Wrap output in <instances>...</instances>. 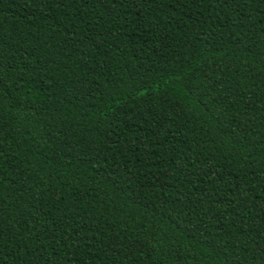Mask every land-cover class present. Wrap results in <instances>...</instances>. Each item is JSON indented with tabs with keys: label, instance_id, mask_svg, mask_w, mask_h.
I'll use <instances>...</instances> for the list:
<instances>
[{
	"label": "trees",
	"instance_id": "obj_1",
	"mask_svg": "<svg viewBox=\"0 0 264 264\" xmlns=\"http://www.w3.org/2000/svg\"><path fill=\"white\" fill-rule=\"evenodd\" d=\"M0 264H264V0H0Z\"/></svg>",
	"mask_w": 264,
	"mask_h": 264
}]
</instances>
